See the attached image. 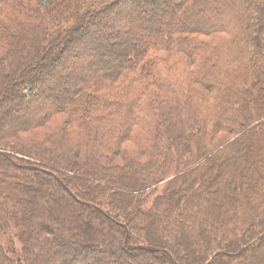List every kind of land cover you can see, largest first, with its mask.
Here are the masks:
<instances>
[{
	"label": "trees",
	"instance_id": "obj_1",
	"mask_svg": "<svg viewBox=\"0 0 264 264\" xmlns=\"http://www.w3.org/2000/svg\"><path fill=\"white\" fill-rule=\"evenodd\" d=\"M43 129L0 264H264V0H0V141Z\"/></svg>",
	"mask_w": 264,
	"mask_h": 264
},
{
	"label": "rangeland",
	"instance_id": "obj_2",
	"mask_svg": "<svg viewBox=\"0 0 264 264\" xmlns=\"http://www.w3.org/2000/svg\"><path fill=\"white\" fill-rule=\"evenodd\" d=\"M65 117L66 116L62 115L60 117V119L63 120ZM40 131L41 132H37V133L33 134L32 136H25L22 139L13 138V139H9V140H1L0 141V145L7 146V147H13V148H17V149L22 148V147L32 146L36 142L35 139H44L45 138V135L47 134V130L43 129V130H40ZM121 150H122L121 151L122 154L121 155L119 154L118 156H116V161H118L120 163L124 162V156L125 155L126 156H134L136 154V152H137V147L134 146L132 143L125 142L121 146ZM163 185L164 184L162 183L161 186H163ZM246 205L247 204H245V208L243 210V213H244V221L247 222L249 219L252 218V216H254V212L255 211L257 212V205L256 204L247 205V206ZM245 227H246V225L243 228H245ZM232 230H233V224L232 225H228L227 229L225 231L226 238H228V239L232 238V236H233V231ZM14 244H16L17 246H20V243H19V241L17 239L15 240ZM128 261L130 263L133 262V260H128ZM138 262L140 263V261H138Z\"/></svg>",
	"mask_w": 264,
	"mask_h": 264
}]
</instances>
